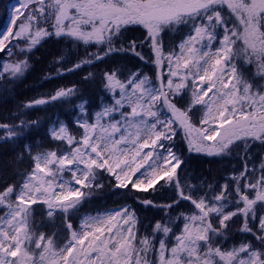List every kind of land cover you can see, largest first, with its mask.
Returning <instances> with one entry per match:
<instances>
[{
	"label": "snow or ice",
	"instance_id": "obj_1",
	"mask_svg": "<svg viewBox=\"0 0 264 264\" xmlns=\"http://www.w3.org/2000/svg\"><path fill=\"white\" fill-rule=\"evenodd\" d=\"M10 15L0 53L12 59L0 64V80L22 77L29 54L53 36L85 49L66 71L119 52L145 60L138 49L147 48L155 73L153 79L105 71L110 103L92 116L81 103L75 133L53 123L47 135L58 142L55 149L25 145L29 170L0 189V264H264V160L248 166L249 149L264 146V0H18ZM137 28L139 43L117 47ZM173 33L178 42L166 41ZM78 91L60 88L22 107L70 101ZM39 123L21 119L0 129L14 140ZM178 133L189 152L225 156L242 149V170L209 191L187 175L182 182ZM105 174L115 189L171 190L172 202L158 207H191L156 221L147 234L128 206L83 215L74 226L82 205L104 189ZM57 222L58 231H43ZM237 224L252 239L228 246Z\"/></svg>",
	"mask_w": 264,
	"mask_h": 264
},
{
	"label": "rangeland",
	"instance_id": "obj_2",
	"mask_svg": "<svg viewBox=\"0 0 264 264\" xmlns=\"http://www.w3.org/2000/svg\"><path fill=\"white\" fill-rule=\"evenodd\" d=\"M17 4H18V0H13L11 3V5H17ZM11 5H9L7 9L5 21H0V31H3L9 25V20L11 18V15H10ZM142 33H143V29H139V28H137V30L135 31H129L125 33L124 36L122 37L123 40H121V43L117 44V47H120L121 45H123L124 47H127V42L132 41V40H135L137 41V43H139L142 37ZM178 37H179L178 33H173L166 37V41L178 42ZM49 38L57 39L58 41L62 39L63 42L71 43L70 40H67L63 37L57 38L53 36ZM49 38L45 39L44 41L48 40ZM72 47L73 49H76V47L73 46V44H72ZM79 48L81 52L80 54L82 58H84L85 49L83 47H79ZM138 50L142 51V54L145 56V60H140L139 57H136L134 54L130 52H119V53H113L110 57L105 58L104 61L106 62V64H108L109 61L112 62L117 59L126 60L129 62L130 66L132 67H127L126 63L122 65L125 67L124 69L125 74H127L128 70H130V73L140 72L154 79L155 66L152 63H150L147 59V57L150 55L149 50L147 48L138 49ZM88 51H96V49L90 48L88 49ZM6 62L7 61H3V63H6ZM97 63H100V61H97L91 65H84L86 66L85 72H83L85 74L83 75V79L79 78V89H78L79 91L76 97L71 98L70 101H52L46 104L50 107L49 110L52 112V116H50L51 119L49 120V127L58 120L66 123V121L63 120V117H62L63 114H61V111L71 116L73 114V111L76 110L77 113L73 114V117L75 120L79 116L78 106L85 101H87L86 107L88 109V113L90 116L94 115L95 112L99 111L103 104L111 102L110 96L109 94L106 93V91L103 88V84H102V75L107 70L105 71L103 70L99 73H96L95 70L92 68V66L96 65ZM246 69L250 71L252 74L255 73L254 66L247 65ZM89 73L92 74V78L89 80H86L85 77H87ZM84 89H87L88 91L92 92L91 100L89 99V97H87L84 91L80 92V90H84ZM40 107L42 106H36L34 108H24L22 110L23 111L22 113L23 115L26 114L25 116H27L28 112H30L31 110L40 108ZM193 111L195 112V109ZM193 119L194 120L196 119L195 115L193 116ZM72 125H73V128H70V126L68 125L70 130L74 133L77 132L78 129L75 127L74 123ZM32 129L33 128L26 129L25 132L21 136L15 139L18 141L20 140L24 143L23 145L24 151H25V145L28 144L26 142V139L31 133ZM1 138L2 139L6 138L5 129H0V139ZM51 141L58 145V142L53 141V140ZM175 144H176V148L174 150L177 151V153L181 156V158H182L183 153H179V151H182V150H185L187 153H191L194 155H200V156L207 157L208 159L215 158L217 169H214V168L210 169L208 171L209 176L207 177H202L201 171H199L198 173L193 171V169L191 168L192 166L187 162H184V165H182V169H183V171L181 172L182 182H183L184 176L187 175L189 183L199 185L204 191H209L208 185H211L212 189H218L220 185H223L224 183L229 182L230 178L234 174H238L239 171L242 170L243 168L244 154H243L242 149H235L232 152V154L225 155V156H207L205 154L189 152L187 150V144L182 138V133L177 134ZM60 147H63V146L60 145ZM25 153L28 156L26 151ZM262 160H264V146H260L257 143L253 145L251 149H249L248 166L251 168L253 164H255L258 167ZM202 170H203L202 172L206 171L204 168ZM137 175H139V173ZM104 178L108 180L107 185L109 187V194L111 195L113 200L105 208L94 210V211L85 210L82 213L80 211L75 217H73L72 222L74 226H77L79 224L80 217L83 215H86V214L94 215L96 212H103L104 210L119 209L123 206H128L135 210L136 215L140 220L139 227L141 228V231L143 233L147 234V232L151 230V228L153 227L156 221L163 222L167 219L168 216L175 218L181 212L186 213L188 209L191 207V205L188 202H181L178 208H174L171 210L164 209L163 207H158L157 205H166V204L171 203L172 196H173V193L171 190L161 189L159 185L157 186V189H158L157 191L150 190L149 192L144 193V192H138V191L133 190L129 192L126 189L113 188L110 184V181L112 180V178L108 177L107 174H105ZM145 199L152 200L153 205L142 204L141 201ZM177 224H179V221H177ZM238 228H239V224L233 226L232 232L230 233L228 240L225 242L228 246H232L244 240L252 239V237L249 234L240 233L238 231ZM58 230H59L58 222H57V227H53L52 225H45V227L43 228V231H45L46 233L50 231H58ZM174 230H175V226H174Z\"/></svg>",
	"mask_w": 264,
	"mask_h": 264
},
{
	"label": "trees",
	"instance_id": "obj_3",
	"mask_svg": "<svg viewBox=\"0 0 264 264\" xmlns=\"http://www.w3.org/2000/svg\"><path fill=\"white\" fill-rule=\"evenodd\" d=\"M12 1L0 0V21H5L7 9ZM75 47L76 49H73L70 42H63L62 39L58 41L49 38L41 42L29 54V68L22 77L15 80L10 78L0 80V124H18L21 119L26 121L39 119L40 121L39 126L33 128L26 139L29 145H42L45 149H55L58 146L47 135L50 116H52L50 107L45 105L34 110L30 109L31 111L25 116L26 114L23 115L22 113L24 109L22 106L34 99L46 98L60 88L76 86L79 89V78L83 79L86 66L73 71L64 70L73 68V65L82 58L80 48ZM13 51L16 50L13 49ZM60 57H63V60L57 63ZM10 59L12 58L5 53H0V64L3 61L9 62ZM125 63L127 67H132L128 61L117 59L112 62L109 61L108 64L105 61L97 63L92 68L96 73L108 69H120L124 72L125 67L122 65ZM57 68L62 69L60 74L55 72ZM81 91H84L90 100L92 99V92L87 89ZM76 113L74 110L73 114ZM61 114H63V120L66 121L67 125L73 128V114L70 116L63 111ZM23 145L24 143L20 140L0 139V189L6 184L18 183L22 178L21 174L29 170L31 161L26 155ZM179 153H183L182 159L192 166L193 171L196 173L201 171L202 177L209 176L208 171L210 169H217L215 158L208 159L204 156L187 153L185 150L179 151ZM203 168L206 171L202 172ZM102 182L105 184V190L103 189L86 201L81 207V213L85 210H99L111 203L113 199L109 194L108 180L103 178Z\"/></svg>",
	"mask_w": 264,
	"mask_h": 264
},
{
	"label": "water",
	"instance_id": "obj_4",
	"mask_svg": "<svg viewBox=\"0 0 264 264\" xmlns=\"http://www.w3.org/2000/svg\"><path fill=\"white\" fill-rule=\"evenodd\" d=\"M39 106H41V105H39Z\"/></svg>",
	"mask_w": 264,
	"mask_h": 264
}]
</instances>
